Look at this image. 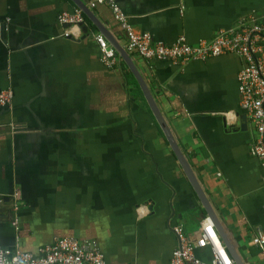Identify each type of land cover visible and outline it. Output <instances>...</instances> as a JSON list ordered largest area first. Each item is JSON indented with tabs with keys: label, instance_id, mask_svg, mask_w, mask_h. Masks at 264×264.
<instances>
[{
	"label": "crops",
	"instance_id": "obj_1",
	"mask_svg": "<svg viewBox=\"0 0 264 264\" xmlns=\"http://www.w3.org/2000/svg\"><path fill=\"white\" fill-rule=\"evenodd\" d=\"M81 1L89 9L93 0ZM117 1L136 31L165 42L185 35L195 43L264 12V0ZM74 7L0 0V89L14 94L13 107L0 108V245L37 252L75 235L97 240L106 264H169L170 226L182 224L194 240L207 215L125 62L102 65L92 38L101 33L87 17L86 32L57 22ZM89 10L125 50L110 10ZM127 54L245 264H264V251L250 243L264 230V168L249 154L241 58L177 68Z\"/></svg>",
	"mask_w": 264,
	"mask_h": 264
},
{
	"label": "built area",
	"instance_id": "obj_2",
	"mask_svg": "<svg viewBox=\"0 0 264 264\" xmlns=\"http://www.w3.org/2000/svg\"><path fill=\"white\" fill-rule=\"evenodd\" d=\"M99 5L110 10L113 21L123 32L125 51L145 62L158 61L184 68L193 61H204L223 54L241 58L243 64L237 74L239 105L254 130L249 154L264 168V12H252L235 25L220 28L212 37L201 38L195 43H190L185 35L165 42L149 32L136 31L117 0H93L88 3L89 9ZM57 22L61 26L80 28L85 23V14L79 7L62 10L57 15ZM64 35L69 36L68 31ZM92 38L98 47L102 65L108 70L118 68L121 59L103 36L95 33ZM13 98L9 87L0 89V108L11 109ZM17 196L18 193L15 194V208ZM140 213H145V208H140ZM170 229L176 246L170 254L169 264H237L208 216L201 219L194 240L190 239L182 224L171 225ZM250 243L264 251V230L257 228ZM199 249H206L208 259L198 256ZM0 264H106V261L97 240L67 235L55 237L40 246L37 252L0 245Z\"/></svg>",
	"mask_w": 264,
	"mask_h": 264
},
{
	"label": "water",
	"instance_id": "obj_3",
	"mask_svg": "<svg viewBox=\"0 0 264 264\" xmlns=\"http://www.w3.org/2000/svg\"><path fill=\"white\" fill-rule=\"evenodd\" d=\"M77 7L82 9L86 17L92 22V24L100 31L103 38L108 42V44L115 50V53L119 56L120 59H122L125 64L127 65L131 75L136 81V85L142 94L144 101L147 102L155 120L157 121L158 125L160 126L161 130L163 131L168 144L173 151L178 163L180 164L181 168L183 169L185 175L187 176L188 182L193 187L194 191L196 192V195L198 199L201 202V205L203 209L205 210L206 215L210 218V220L213 223V226L221 240L223 241L224 245L232 255V257L235 259L237 264H245L244 259L233 240V237L230 235L228 230L222 225L220 220L218 219V216L212 209L208 199L206 198L200 183L196 179L194 175V170L191 164L189 163V160L185 156L184 152L182 151L181 147L179 146L178 142L174 138L164 116L162 111L160 110L157 101L155 100V97L153 96L152 92H150L146 82L144 81L141 74L138 72L136 66L131 61L129 55L125 50H123L108 34L107 30L104 29L102 24L96 19V17L93 15L92 11L89 10L86 5L81 0H74ZM81 27L83 28L84 32H86V25L83 23L81 24Z\"/></svg>",
	"mask_w": 264,
	"mask_h": 264
},
{
	"label": "trees",
	"instance_id": "obj_4",
	"mask_svg": "<svg viewBox=\"0 0 264 264\" xmlns=\"http://www.w3.org/2000/svg\"><path fill=\"white\" fill-rule=\"evenodd\" d=\"M85 19H86V16H85Z\"/></svg>",
	"mask_w": 264,
	"mask_h": 264
}]
</instances>
